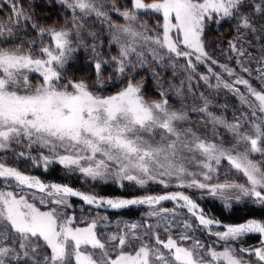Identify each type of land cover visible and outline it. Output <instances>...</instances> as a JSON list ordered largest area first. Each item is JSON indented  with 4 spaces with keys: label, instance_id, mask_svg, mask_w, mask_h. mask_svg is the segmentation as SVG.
I'll list each match as a JSON object with an SVG mask.
<instances>
[{
    "label": "snow or ice",
    "instance_id": "snow-or-ice-1",
    "mask_svg": "<svg viewBox=\"0 0 264 264\" xmlns=\"http://www.w3.org/2000/svg\"><path fill=\"white\" fill-rule=\"evenodd\" d=\"M59 2L72 16L68 27L28 23L32 17L19 0H0V11L9 8V15L0 20V151H8L13 145L29 150L33 146L46 148L51 155H41L45 169L58 162L93 180L112 178L120 187L128 181L142 188L149 182L167 188L174 180L176 187L197 188L206 190L209 196H219L226 209L231 208V201L264 208V0H131V7L123 9L115 0ZM109 10L124 23L113 22ZM142 14H158L162 19L158 30L142 22ZM92 16L107 25L111 43L119 46L118 55L111 61L121 76L132 65L133 56L143 66L148 57L138 49L146 48L152 60L167 61L174 69L173 75L176 69L185 74L186 79L168 85L175 89L176 96L183 99L185 89L195 96V77L209 88L228 89L246 111H239V115L233 112L229 120L223 113L210 110L211 102L203 92L196 97L198 106L174 108L165 92L158 93L159 99H146L143 84L126 78L114 93L103 92L102 69L109 62L101 59H95L93 64L94 82L67 78L65 66L76 44L84 41V20ZM214 17L217 23L235 21L237 36L229 41V51L240 71L249 76L253 71L249 65L259 64L255 69L259 89L236 68L219 64L209 55L205 25ZM26 28L35 30L39 41L27 39ZM45 36L51 44L44 43ZM89 47L99 57L96 44ZM198 64L207 65L208 74L199 73ZM213 65L232 77L231 82L215 72ZM33 76L38 77V83L30 78ZM213 79L215 85L211 83ZM189 112L204 116L211 132L207 126L197 129L190 125ZM23 157L25 152L20 151L18 158ZM29 158L35 164V158ZM222 162L244 183L232 180L228 173L224 182L209 183L213 178L220 179ZM0 178L14 182L19 189V194L0 191V264H264V221L249 219L221 225L183 192L105 199L68 185L45 184L3 162ZM25 188L44 195L31 193L30 199ZM68 197L112 209L139 205L155 209L162 201L181 202L179 206L196 218L198 226L224 242V247L217 250L206 246L190 234L193 225L187 221L175 237L171 223L166 222L165 239L152 231L161 227L159 223L145 225L142 233L136 231L140 227L136 223L125 224L118 232L99 233L98 225L107 217L76 226L75 216L58 210L60 206H70ZM36 200L45 207L49 203L56 207L42 210L32 202ZM169 212L174 210L159 208L149 215L164 219L161 214ZM213 226L223 227V231H212ZM250 234L262 237L261 247L233 246L232 242Z\"/></svg>",
    "mask_w": 264,
    "mask_h": 264
},
{
    "label": "rangeland",
    "instance_id": "rangeland-1",
    "mask_svg": "<svg viewBox=\"0 0 264 264\" xmlns=\"http://www.w3.org/2000/svg\"><path fill=\"white\" fill-rule=\"evenodd\" d=\"M37 1L38 0H28L25 4H23V0H19V3L23 6L25 12L30 14L32 17V20L28 23L34 22L38 25L39 23L34 18V12L32 9ZM55 1L59 5L64 6L59 2V0ZM122 1L123 0L118 1L119 5H122ZM130 1L131 0H129V4L131 6ZM121 5L120 7L124 6ZM8 15L9 14L7 10L3 9L2 11H0V20L6 19ZM109 15L111 16L113 22L118 24L124 23L123 19L119 17L118 14L113 13L109 10ZM153 15H156L157 17L159 16L158 14ZM69 17L70 19L67 20V22L63 25L59 26L49 24L46 25V27H68L72 20V16L70 15ZM140 20L146 23L150 28L156 30H158V24L162 23V19L159 17L155 20H148V18H144V16L141 15ZM150 21L153 22L151 23ZM222 23H228L230 25L228 28H226L227 31L225 33L219 34L217 29L220 28ZM41 27L45 26L41 25ZM25 31L28 34L26 37L27 39H36L39 41V37L35 30L26 28ZM82 33L84 34L83 43L76 44V50L70 54L69 60L65 66V73L67 78L69 79H84L86 81L94 82L95 71L93 64L95 59H101L109 62L102 69L103 79L105 81L104 88L102 89L103 92L109 94L114 93L123 86L122 81L126 78L143 84V95L146 99H159L158 93L161 91L165 92L169 97L170 105L174 108L185 106L187 110L191 107L198 106L199 100L196 99V97L199 96V93L203 92L211 102L210 110L217 114L223 113L229 120L233 118V112H236V114L239 115V111H246V109H244L240 104L239 98L233 95L228 89H216L215 87L209 88L203 83V81H199L195 77L193 78L192 82L193 92L195 93V96L188 94L187 89H185V97L183 99L176 96L175 89L169 88L168 85H175L180 80L186 79L185 74L179 69H176V75H173L174 69L167 63V61L158 63L157 61L152 60L150 53L146 48L138 49L143 50L145 52V56L148 57L143 66H141L138 59L133 56L131 57V60L132 65L135 66L133 67L132 65H129V68L131 70H129V68H126L125 76H121L116 72L114 62L111 61L112 56L118 55L119 46L111 43V31L107 28V25L101 23V21L94 16L88 17L84 20V29H82ZM87 33H94L95 36L87 35ZM236 36L237 31L235 21L221 20L219 21V23H217L215 17L212 20L206 21L204 41L209 55L212 56L213 59L218 61L219 64H228L230 67L236 68L237 73H239L244 78L249 79L253 86L259 89L260 82L255 78L258 75L255 69L259 67V64L253 62L249 65L253 70L252 74L249 76L248 74L240 71V68L235 63L234 54L229 51V41H233ZM44 43L51 44L52 41L49 37L45 36ZM253 43H255V41ZM90 44H96V50L100 54L99 57L94 56L91 47H89ZM258 52L259 50L257 49V55ZM78 55H81L80 57L83 61V64L91 68L92 72H76L74 73V75H70L69 69L73 67V63H75ZM230 56H232L231 60L229 59ZM179 63L183 64V61H180ZM207 67V65L198 64L197 71L201 74H208ZM212 67L215 72L220 73L223 76V79L225 81L231 82L233 78L224 74L221 68L215 65H213ZM30 78L33 79L34 83L39 82L38 77L33 76ZM211 83L215 85V79H213ZM237 87H239L242 92H246V89L243 85H239ZM225 105H227V107H224ZM188 123L190 125H194L197 129H203L207 126L209 133L211 132V127L207 125L205 117L199 113L193 114L189 112ZM221 135L227 134L221 132ZM20 151L25 152V157L18 158V153ZM57 151L60 152V154H64L61 149H58ZM41 155L50 156L51 154L46 148H37L36 146H33V148L29 150L20 145H13L12 148L8 151H0V162H3L10 167H16L18 170L24 172L27 175L35 176L45 184L68 185L79 192H83L89 195H95L97 197H104L105 199H129L140 196L161 195L180 191L194 199L202 207L201 209L204 210L206 216L219 220L221 222V225L243 223L249 219L264 221V208L252 203H246L243 201L240 203H236L235 201H231V208L226 209L223 207L224 201L219 196H209L206 190L197 188L176 187V182L174 180L169 182L171 186L167 188L159 183L154 182H149L146 187L142 188L139 185H135L132 182L128 181H124V186L120 187L119 182L112 178H107L106 180H93L90 177L84 176L78 171L65 169L64 166L59 164L58 162H53L48 166L47 169H45L43 166ZM29 157L35 158V164ZM188 166L190 169L195 170L192 165ZM225 173H228L232 180L238 183H244V179L239 174H231V172L229 171V166L226 162H222V164L220 165V179L217 180L216 178H213V180L209 181V183L224 182ZM165 179L167 178L165 177ZM9 183H11V187H9ZM0 191H15L19 194V189L16 187L15 183L5 181L3 178H0ZM24 193L26 195H29L30 199L31 193H36L38 197L44 195L43 193H39L36 189L27 188L24 189ZM45 198L47 199V197ZM32 202L37 203V206L41 207L42 210H47L50 207H56V205L51 203H49L47 207H45L44 205L39 204L38 200ZM179 203L181 202L162 201L159 205L155 206V209L149 207L148 205L131 206L124 209H112L108 208L107 206L96 207L95 205H88L79 197H68V204L70 206H60L58 210L62 211L66 216H75L76 226L80 227L86 226V223L91 221L92 219L99 220L100 217H107V221H100V225H98L97 229L99 233L118 232L124 228L125 224L131 223L140 225V227L136 231L138 233H142L145 230V225H156L157 223H159L161 227H154L152 231L159 232L161 235V239L166 238V234L163 231V225L166 222L171 223V234L175 237L179 235L180 231L183 229V222L187 221L193 225V229L190 232L191 235L199 238L206 246L214 247L217 250H222L224 247V242L219 241L216 236L211 235L210 232L204 229L202 226H198V221L196 220V218L193 217L186 208L180 207ZM159 208L174 210V212L162 213L161 216L164 217V219H161L160 216L149 215L151 211ZM128 210H132L133 213H136L138 215V217L129 218L125 216L123 212ZM240 210L248 211L249 215L241 219H238L237 217L236 219V213ZM105 223L108 224V227L106 228L103 227V224ZM217 230L223 231V227H212V231ZM261 239L262 237L259 234H250L244 237L242 240L232 243L234 247L254 248L261 247ZM187 243L190 244L191 241H188ZM247 258L248 257H246V259ZM250 259L255 260V257H251Z\"/></svg>",
    "mask_w": 264,
    "mask_h": 264
},
{
    "label": "trees",
    "instance_id": "trees-1",
    "mask_svg": "<svg viewBox=\"0 0 264 264\" xmlns=\"http://www.w3.org/2000/svg\"><path fill=\"white\" fill-rule=\"evenodd\" d=\"M27 1L28 0H23V2H24L23 4H25ZM118 1H120V0H115V3L117 4V6L120 7L121 4L119 5ZM121 6H123V7H120L121 9L127 8L128 6L131 7L129 4V0H123ZM4 9L7 10L8 14H9V8L5 7ZM32 9L34 12V18L37 20V22L39 24L44 25L45 27H46V25H49V24L60 26V25L65 24L67 22V20L70 19L69 11L67 9H65L64 6L59 5L55 0H38L37 3L35 4V6L32 7ZM143 16H144V18H148V20H152V19L155 20L158 17L161 18L160 16L157 17L156 15H153V14H148V15H143ZM150 22L152 23L153 21H150ZM41 25H39V26H41ZM229 25L230 24H228V23H224V24L222 23L220 28L217 29L219 34L225 33L227 31L226 28H228ZM80 56L81 55L77 56L75 63H73V67H71L69 69L70 75L71 74L74 75V73H76V72H82V73H85V72L88 73L89 71L92 72L91 68H89V67H87V65L83 64V61H82ZM123 214L129 218L138 217V215L136 213H133L132 210L124 211ZM236 214H237L236 219H237V217H238V219H241V218H244L245 216L249 215L248 211H246V210L237 211Z\"/></svg>",
    "mask_w": 264,
    "mask_h": 264
},
{
    "label": "bare ground",
    "instance_id": "bare-ground-1",
    "mask_svg": "<svg viewBox=\"0 0 264 264\" xmlns=\"http://www.w3.org/2000/svg\"><path fill=\"white\" fill-rule=\"evenodd\" d=\"M27 175V174H26ZM75 190V189H74ZM77 191V190H76ZM177 192H180V191H177ZM186 195V194H185ZM191 198V197H190ZM194 200V199H193ZM195 201V200H194ZM175 202V201H174ZM196 202V201H195ZM197 203V202H196ZM198 204V203H197ZM200 206V205H199ZM200 208H202L201 206H200Z\"/></svg>",
    "mask_w": 264,
    "mask_h": 264
}]
</instances>
